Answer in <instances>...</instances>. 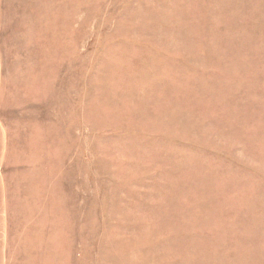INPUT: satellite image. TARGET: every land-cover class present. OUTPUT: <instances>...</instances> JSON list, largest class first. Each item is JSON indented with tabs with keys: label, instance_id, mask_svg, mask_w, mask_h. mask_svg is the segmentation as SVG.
Returning <instances> with one entry per match:
<instances>
[{
	"label": "rangeland",
	"instance_id": "obj_1",
	"mask_svg": "<svg viewBox=\"0 0 264 264\" xmlns=\"http://www.w3.org/2000/svg\"><path fill=\"white\" fill-rule=\"evenodd\" d=\"M0 264H264V0H0Z\"/></svg>",
	"mask_w": 264,
	"mask_h": 264
}]
</instances>
